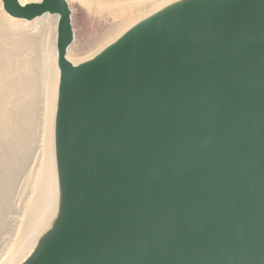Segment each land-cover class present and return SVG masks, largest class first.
Listing matches in <instances>:
<instances>
[{
  "label": "water",
  "instance_id": "1",
  "mask_svg": "<svg viewBox=\"0 0 264 264\" xmlns=\"http://www.w3.org/2000/svg\"><path fill=\"white\" fill-rule=\"evenodd\" d=\"M58 18V211L22 264H264V0H179L73 65Z\"/></svg>",
  "mask_w": 264,
  "mask_h": 264
},
{
  "label": "rangeland",
  "instance_id": "2",
  "mask_svg": "<svg viewBox=\"0 0 264 264\" xmlns=\"http://www.w3.org/2000/svg\"><path fill=\"white\" fill-rule=\"evenodd\" d=\"M40 1L25 0L23 4ZM176 1L179 0L171 2ZM73 5L75 41L71 47L80 46L83 50L81 55H76L80 62L92 59L87 56L100 48L103 50L133 26L115 32L113 28L118 22L113 14L84 3L73 2ZM153 9L145 10L142 16ZM42 20L55 24L54 35L49 33L48 55L51 56L56 47L58 19L47 15L32 22L13 20L4 13L0 1V264H22L57 214V209H53L46 217L41 216L49 200L40 178L44 169L41 159L44 103L39 71L45 44L43 37L26 32ZM32 73L36 91L33 89L29 94L26 82ZM41 219L45 222L40 232L31 234L33 224ZM8 257L13 262L9 263Z\"/></svg>",
  "mask_w": 264,
  "mask_h": 264
},
{
  "label": "bare ground",
  "instance_id": "3",
  "mask_svg": "<svg viewBox=\"0 0 264 264\" xmlns=\"http://www.w3.org/2000/svg\"><path fill=\"white\" fill-rule=\"evenodd\" d=\"M24 1L25 0H20L22 4L24 3ZM66 1L70 7V10L71 8H74L73 2H78L80 4L84 3L87 4L88 6H93L102 12H109L113 14L115 18H117V22H118L116 23V26L113 29H115V32H118L126 29L128 26L129 27H131L132 25L134 26L136 22H138L139 20L141 21V19L143 20L148 16L152 15L153 13L159 11L160 9L166 7V5L172 3L171 1L173 0H145V1L143 0H66ZM146 2L147 4H145ZM149 8L150 9L154 8V9L149 11L150 14L142 16V13L145 10H148ZM22 22H26V21H22ZM32 25L33 26H31L26 32H29V34L33 37L36 36L43 37L42 39H44V44H45L43 57L41 58V70L39 72L41 79L40 89L42 90L43 93V103H44L43 128H42V140H41V159L44 161V169L42 171L40 178H41L42 189L44 190L46 197L49 196V200L47 201L46 207L43 210L41 216L43 215L44 217H46L48 212L53 211V209H57L58 211L59 189H58V177H57L56 160H55L54 119L56 114L59 70L56 66L57 65V53L55 51L56 47L53 48L54 54L53 55L51 54V56L48 55L49 53L48 41L50 37L49 33L51 32L50 35L52 36L54 35L55 24L49 20L46 21L42 20V22H39L37 24L35 23ZM54 41H55V37H54ZM74 41H75V35H74ZM80 48H81L80 46L78 47L75 46L74 48L70 46L67 50L66 58L73 65L82 63L80 62L81 60L80 58H76V55H81L83 52V50ZM100 49L96 52H92L87 57L89 58L94 57L96 54L99 53ZM52 56L54 59H52ZM55 61H56V65H55ZM0 72H1V68H0ZM31 78H33V80ZM34 82H35V76L32 73V75L29 76V79H27L26 82V87L29 89V94L33 89L36 91ZM45 219H41L38 223L33 224L30 233L32 234L34 232V235L37 234L38 231L43 226ZM31 237L33 238L34 236ZM8 261L9 263H11L13 262V259H10V257H8ZM3 264H7V263H3Z\"/></svg>",
  "mask_w": 264,
  "mask_h": 264
}]
</instances>
